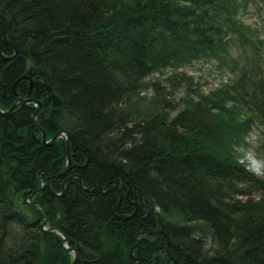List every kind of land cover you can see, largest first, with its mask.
Here are the masks:
<instances>
[{"label":"trees","instance_id":"trees-1","mask_svg":"<svg viewBox=\"0 0 264 264\" xmlns=\"http://www.w3.org/2000/svg\"><path fill=\"white\" fill-rule=\"evenodd\" d=\"M242 8V0H0L11 44L0 28V50H16L0 57V106L51 96L36 121L47 140L68 130L72 147L68 172L50 186L60 193L76 175L60 196L37 190L65 167V139L42 143L32 103L0 115V264H135L137 237L140 264H264V174L239 157L256 125L264 141V74L243 69L203 94L181 73L201 58L232 59L234 42L264 53ZM164 70L171 90L138 106L146 78ZM182 85L170 118L179 103L168 96ZM140 195L147 217L140 204L128 219L114 216L132 213Z\"/></svg>","mask_w":264,"mask_h":264},{"label":"rangeland","instance_id":"rangeland-1","mask_svg":"<svg viewBox=\"0 0 264 264\" xmlns=\"http://www.w3.org/2000/svg\"><path fill=\"white\" fill-rule=\"evenodd\" d=\"M242 3H243V8L240 13L241 18L246 24H248L251 28L254 29L255 33L258 34L261 40H264V0H242ZM233 44L234 45L231 46L232 59L229 60L225 59L224 61H219L217 59L215 60V59L201 58L198 61L190 65H187L186 67L181 69V73L183 72L191 76L193 83L192 87L194 89L197 88L199 92H202L203 94H207L213 89L220 87L222 84L232 82L234 78L238 77L237 75L240 73V70L243 69H246L248 73L258 75L259 77L263 76L264 53L260 52L261 49L257 51L260 55L258 56V58H256V56L253 55L252 49L247 47L242 48L236 42H234ZM259 65L263 69V71L261 70ZM172 74H173L172 70H164L161 73H154L148 78H146L147 83L139 93V95L143 98L141 99V102L143 101L142 102L143 104H138V106L139 105L144 106L146 102H152V99L157 96L156 90H158L159 87L164 88L166 92L170 91L171 87L167 82L168 80L167 77L171 76ZM262 79L264 80V77H262ZM258 82H256L255 84H257ZM183 86L184 85H182L175 92H171L170 93L171 95L168 96L170 98H173L172 105L179 103V97L183 96V90L185 89ZM251 89L255 91H259L258 85L254 86ZM260 100L261 101L264 100V94L260 95ZM32 104L34 105V103ZM11 105H9L7 109H9ZM176 106H177L176 109L171 110L169 114L170 118L177 113L178 109L182 107V104L179 103ZM0 109L3 111L7 110L2 106H0ZM262 129H263L262 125H256L252 129V131L245 137L244 139L245 144H242L241 148L239 149V157L241 158V161L244 162V164L248 169L252 170L255 174L261 176L264 174V141H263ZM253 161L257 163L256 168L259 171L253 170V165H252ZM43 181L44 180H42V182ZM25 200L27 201L24 202ZM23 202L27 203L28 198H25ZM153 212L154 211H152V213ZM144 213H148L147 209L145 210ZM144 217L147 216H145L144 214ZM58 233L60 234V232ZM62 243L66 249L69 250V248H71L66 246L65 241L63 242L62 240ZM207 244H208L207 246H209V242H207Z\"/></svg>","mask_w":264,"mask_h":264},{"label":"water","instance_id":"water-1","mask_svg":"<svg viewBox=\"0 0 264 264\" xmlns=\"http://www.w3.org/2000/svg\"><path fill=\"white\" fill-rule=\"evenodd\" d=\"M0 28H1L2 35H3V42L5 44H7V45H11L10 44V41L7 38L6 29H5V27H4V25H3V23L1 21H0ZM15 55H16V50L14 51L13 55H11V56H5V55H3L2 52H1V50H0V56L3 59H7L8 60V59H11ZM15 84H16V82L13 84V88L15 87ZM50 100H51V96H48V99H47L46 103H43L42 101L36 100L34 98H18V100L15 101L11 105V107L9 109L4 110V111L0 109V115L1 116H8V115H10V114L13 113V111H14V109L16 107L21 106L23 104H27V103L32 102V103H34L35 108H34V111H33L32 115H31V123H32L33 128L41 134L43 143L52 145L58 137H64L65 142H66V145H67L66 164H65V167L60 172H58L57 174L52 175V176H47V179L45 181H43L42 184H41V186L39 187V189H37V190H42L44 188H47L51 194H53L55 196H60L63 193V191H64L65 182L69 178L76 177V175L67 176V177H65L63 179L62 184H61L62 185V191L60 193L54 192L53 189L50 186V183L54 179H56L58 177H61V176L65 175L68 172L69 165H70V153H71V147H72V139H71V136H70L68 130H66V129H60V130L56 131L53 134L52 138L47 141L46 140L47 139L46 138L47 136H46L45 131L39 126V124L36 121V115H37V113L40 111V109L43 106H46L50 102ZM74 149H77V147H74ZM252 165H253V170L254 171H259L256 168L257 163L255 161L252 162ZM89 189H90V187L85 188V190H89ZM119 199H120V197H119ZM26 201L27 200H25L24 202H26ZM137 204H140L143 207V211L145 212V210L147 209V206L143 203L142 196L140 195L139 200L133 203V205L135 206V210L132 213H130V214H117V213H115L114 216L116 218H119V219H122V220H125V219H128V218L134 216V214L136 212ZM41 209H43V208L41 207ZM147 214L148 213H145V216H147ZM45 223H46V217H44V220H43V228L46 229V230H56L57 232H60V234L63 237V242L65 241V236L62 234V232L59 229H57V228H49V229H47V228L44 227ZM143 232H144V229L139 234L142 235ZM138 242H139V237H137L136 244L130 249V255H131L132 259L134 261H136V264H140V261L136 257H134L133 251L136 248ZM69 250H71L73 252L74 259H75V256H76L75 248L74 247H71V248H69Z\"/></svg>","mask_w":264,"mask_h":264},{"label":"bare ground","instance_id":"bare-ground-1","mask_svg":"<svg viewBox=\"0 0 264 264\" xmlns=\"http://www.w3.org/2000/svg\"><path fill=\"white\" fill-rule=\"evenodd\" d=\"M34 130H35V129H34ZM35 131H36V130H35ZM36 132H38V131H36ZM38 133H39V132H38ZM39 134H40V133H39ZM40 135H41V134H40ZM46 138H47V137H46ZM58 138H59V137H58ZM58 138H57V139H58ZM57 139H56V140H57ZM41 140H42V136H41ZM46 140H47V139H46ZM56 140H55V141H56ZM47 141H48V140H47ZM42 143H43V140H42ZM54 143H55V142H54ZM54 143H53V144H54ZM43 144H45V143H43ZM53 144H52V145H53ZM45 145H48V146H49V144H45ZM66 151H67V145H66ZM70 154H71V153H70Z\"/></svg>","mask_w":264,"mask_h":264},{"label":"flooded vegetation","instance_id":"flooded-vegetation-1","mask_svg":"<svg viewBox=\"0 0 264 264\" xmlns=\"http://www.w3.org/2000/svg\"><path fill=\"white\" fill-rule=\"evenodd\" d=\"M71 167V166H70Z\"/></svg>","mask_w":264,"mask_h":264}]
</instances>
